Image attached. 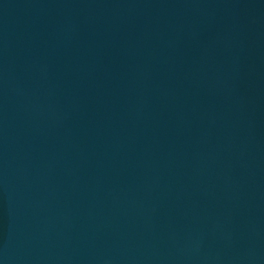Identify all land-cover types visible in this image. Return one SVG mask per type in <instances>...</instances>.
<instances>
[{
	"label": "water",
	"instance_id": "obj_1",
	"mask_svg": "<svg viewBox=\"0 0 264 264\" xmlns=\"http://www.w3.org/2000/svg\"><path fill=\"white\" fill-rule=\"evenodd\" d=\"M0 264H264V0H0Z\"/></svg>",
	"mask_w": 264,
	"mask_h": 264
}]
</instances>
